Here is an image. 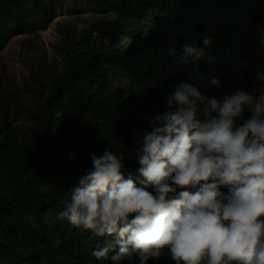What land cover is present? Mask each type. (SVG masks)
Listing matches in <instances>:
<instances>
[{
  "label": "trees",
  "instance_id": "trees-1",
  "mask_svg": "<svg viewBox=\"0 0 264 264\" xmlns=\"http://www.w3.org/2000/svg\"><path fill=\"white\" fill-rule=\"evenodd\" d=\"M64 0H0V51L12 37L45 30ZM99 16L85 30L58 28L53 51L60 68L44 53L27 63L28 79L18 88L0 69V264H112L96 260L111 237L61 221L67 194L105 150L125 155L124 174L138 177L136 136L167 110L166 98L181 81L219 97L251 91L264 72V0H86ZM215 62L194 66L168 55L186 43L203 47ZM26 51L36 49L33 38ZM221 81L218 91L211 76ZM127 84L109 88L115 78ZM249 114L245 113V118ZM19 124V125H16ZM72 157H69V154ZM225 192L226 189H222ZM121 264H140L136 256ZM148 264H175L167 250Z\"/></svg>",
  "mask_w": 264,
  "mask_h": 264
},
{
  "label": "clouds",
  "instance_id": "clouds-1",
  "mask_svg": "<svg viewBox=\"0 0 264 264\" xmlns=\"http://www.w3.org/2000/svg\"><path fill=\"white\" fill-rule=\"evenodd\" d=\"M212 43L202 34L203 47L167 52L174 63L194 66L202 81L195 65L215 62L206 52ZM255 79L259 87L219 97L177 83L167 110L136 136L138 177L125 178L120 151L91 155L58 217L113 239L117 251L109 257L105 245L91 253L96 260L121 264L136 256L148 264L167 250L175 264H264V72ZM209 82L221 89L218 77Z\"/></svg>",
  "mask_w": 264,
  "mask_h": 264
},
{
  "label": "rangeland",
  "instance_id": "rangeland-1",
  "mask_svg": "<svg viewBox=\"0 0 264 264\" xmlns=\"http://www.w3.org/2000/svg\"><path fill=\"white\" fill-rule=\"evenodd\" d=\"M86 7V0H64L63 6L55 11L53 20L45 30L32 35H17L8 40L0 51V69L7 80L20 88L28 79L27 63L38 61L42 53L50 65L60 68L61 58L53 51V46L58 44L61 38L58 28H69L74 32L85 30L99 16V13L91 9L88 11ZM30 38H33L39 47L26 51L22 42ZM126 84V79L117 77L109 88L113 90ZM69 157H72L71 153ZM66 199L70 200V194H67Z\"/></svg>",
  "mask_w": 264,
  "mask_h": 264
}]
</instances>
